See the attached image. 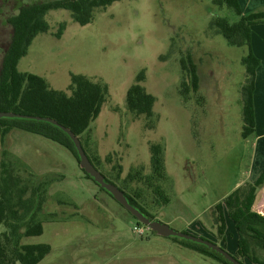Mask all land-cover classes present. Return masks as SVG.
<instances>
[{
  "label": "rangeland",
  "instance_id": "1",
  "mask_svg": "<svg viewBox=\"0 0 264 264\" xmlns=\"http://www.w3.org/2000/svg\"><path fill=\"white\" fill-rule=\"evenodd\" d=\"M36 1L48 0H0V68L11 39L7 20L17 13V4ZM256 9L264 12V7ZM216 18L239 20L234 11L212 0H121L96 10L86 26L78 25L69 11L51 10L45 15L48 32L33 40L18 70L40 76L51 89L68 95L72 74L106 85L101 113L83 135L101 158L99 171L124 188L154 221L236 256L234 226L226 220L227 236L221 244L215 208L258 178L264 169V149L257 152L256 135L242 137V59L248 49L229 45L210 25ZM62 25L65 29L57 39ZM251 33L256 39L264 37V24L252 26ZM186 54L197 66L199 87L185 101L180 95V60ZM141 73L142 85L156 100L152 118L135 116L125 104L127 90ZM255 81L259 136L264 134V69H257ZM152 145L163 148L162 181L153 178ZM0 161H6L28 186L37 184L36 179L45 184L42 208L37 211L35 205L20 222L27 224L33 214L43 222L42 235L21 241L50 246L39 264H219L194 253L188 254L196 258L170 254L171 259L165 253L150 259L152 252L164 250L142 243L164 237L138 226L85 177L72 153L50 140L14 129L0 142ZM128 174L131 180L123 183ZM158 186L169 199L167 204L158 199L154 191ZM22 188H13L14 198ZM25 194L24 200L31 196L30 187ZM252 211L264 216V184ZM138 227L143 235L133 231ZM7 232L0 223V236ZM258 255L264 256L260 251Z\"/></svg>",
  "mask_w": 264,
  "mask_h": 264
},
{
  "label": "trees",
  "instance_id": "2",
  "mask_svg": "<svg viewBox=\"0 0 264 264\" xmlns=\"http://www.w3.org/2000/svg\"><path fill=\"white\" fill-rule=\"evenodd\" d=\"M118 1L121 0H48L30 4L18 2L17 13L7 20L12 29L11 39L4 52L0 68V112L55 120L61 126L68 128L80 140L87 157L98 171L101 158L97 151L91 148L92 143H89V139H83V135L101 113L108 96L107 86L92 82L86 76L72 74L68 95L64 91L51 89L46 80L40 76L20 72L18 64L27 55L37 35L48 32L49 25L45 21V15L49 11L58 9L69 11L78 25L86 26L92 21L96 10L105 9ZM212 2L218 7L226 6L234 11L239 20L230 23L226 18H216L211 22V27L215 28L229 45L245 46L248 49V54L242 59V65L245 67V82L241 91L242 137L247 139L255 132V76L260 65L259 59L251 49V27L264 24V12L243 14L238 0H212ZM64 29V25L59 28L56 33L57 39L61 38ZM180 66L182 71L180 95L186 101L190 91L195 94L198 92L199 76L191 55L186 54L180 60ZM144 80V73L137 75L136 83L126 92L125 104L127 110L135 116L152 118L156 100L146 92L142 85ZM14 129L41 136L64 147L79 163L74 143L59 127L35 119L0 118V142ZM150 152L153 178L162 181L166 178L163 148L160 145H152ZM105 161L108 162V158ZM0 169V223L8 229L7 233L0 236V264H39L50 253V246L47 244L23 245L21 241L23 238L42 235L43 222L35 214L31 216L27 224L22 225L20 222L28 217L35 205L37 211L42 208L45 184L36 179L37 184L28 186L18 175H13L14 172L6 161H0ZM81 171L87 179L93 181L89 175ZM101 174L106 182L116 185L105 174ZM120 174L121 171L118 172L117 180L120 179ZM28 176L34 175L29 173ZM128 180H131L130 174L122 182L125 183ZM263 184L264 169L254 182L239 187L215 208L219 222L217 232L223 236L222 239L226 238V220L229 219L234 226L237 235V252L234 257L241 264H247L245 260L250 264H264V256L260 258L258 255V251L264 255V216L252 211L256 193ZM20 185L23 188L14 198L13 188ZM27 187L31 188V196L24 200ZM118 188L124 193L131 206L138 209L150 221H154V217L144 210L124 188ZM101 191L104 192L102 189ZM154 191L164 204L169 202V199L162 195L159 186L155 187ZM135 222L138 226L142 225L136 219ZM172 239L220 264H231L203 245L178 238Z\"/></svg>",
  "mask_w": 264,
  "mask_h": 264
},
{
  "label": "water",
  "instance_id": "3",
  "mask_svg": "<svg viewBox=\"0 0 264 264\" xmlns=\"http://www.w3.org/2000/svg\"><path fill=\"white\" fill-rule=\"evenodd\" d=\"M0 118H23L30 120L35 119L37 121H44L59 127L63 132H65L70 137V139L74 143V146L79 156L80 169L83 170L87 175H89L93 179L96 185H98L102 190H104V192H106L109 196H111L121 207H123L133 218H135L138 223L146 226L158 236L164 238H178V239L186 240L188 242L203 245L208 249L221 255L229 263L241 264L234 256H231L221 247L217 246L216 244L210 241L186 233L174 231L167 225L161 224L158 221H150L149 218L144 216L138 209H136L135 207L129 204L124 193L116 185L106 182L105 177L90 162L89 158L87 157L82 147L80 140L68 128L61 126L55 120H52L50 118L24 116L11 112H0Z\"/></svg>",
  "mask_w": 264,
  "mask_h": 264
},
{
  "label": "crops",
  "instance_id": "4",
  "mask_svg": "<svg viewBox=\"0 0 264 264\" xmlns=\"http://www.w3.org/2000/svg\"><path fill=\"white\" fill-rule=\"evenodd\" d=\"M238 2L241 6V10L243 13L257 12L256 8L264 7V0H238ZM251 31H252V27H251ZM256 31L257 30H255V35H256ZM251 49H252L253 54L260 61V65L257 68L258 71L263 70L264 69V37H263V35L258 36L256 39V36H252V33H251ZM255 84H256V81H255ZM256 90H257V84H256V89L254 91L255 132L251 136L256 135V148H257V152L259 153L260 150L263 152V149H264V134H261L259 136H258V134H256V128H258L257 107H256ZM262 165H263V163H261L260 166H262ZM257 175H259V173H257ZM156 220H158V219H156ZM133 231L137 234L135 228ZM155 235H157V234H155ZM226 236L227 235L225 233V237ZM155 237H161V236L157 235ZM220 241L222 244L224 242V239H222ZM233 241L237 242V236H235V239ZM234 244L235 243H233V245ZM150 245L154 246V248H162L164 250L163 253L160 251L152 252L151 255L153 257H150V259H154L155 258L154 256L157 254H160V255H158V258H159L162 254H165V253H167L168 257L171 259H173L174 254L179 255L183 258H189L190 255H191V257H195V258L197 257V256H192L193 254H188V253H194V255H199L200 257H204L201 254H199V253H197V252H195V251H193L187 247H184L179 241H175L173 239L171 240L170 238H149V240L142 243V247H145V248L149 247ZM167 248H170V249L166 250ZM232 248L234 249L233 250L234 252H237V245L233 246ZM170 254H173V255H170Z\"/></svg>",
  "mask_w": 264,
  "mask_h": 264
},
{
  "label": "built area",
  "instance_id": "5",
  "mask_svg": "<svg viewBox=\"0 0 264 264\" xmlns=\"http://www.w3.org/2000/svg\"><path fill=\"white\" fill-rule=\"evenodd\" d=\"M135 230H136V232H137V234H139V235H143L144 234V230L142 229V228H135Z\"/></svg>",
  "mask_w": 264,
  "mask_h": 264
}]
</instances>
